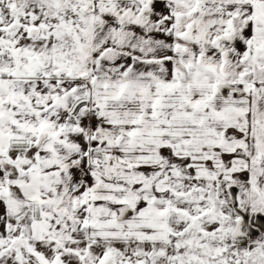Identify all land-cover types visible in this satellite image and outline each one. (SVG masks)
<instances>
[{
	"label": "snow or ice",
	"instance_id": "obj_1",
	"mask_svg": "<svg viewBox=\"0 0 264 264\" xmlns=\"http://www.w3.org/2000/svg\"><path fill=\"white\" fill-rule=\"evenodd\" d=\"M0 264H264V0H0Z\"/></svg>",
	"mask_w": 264,
	"mask_h": 264
}]
</instances>
